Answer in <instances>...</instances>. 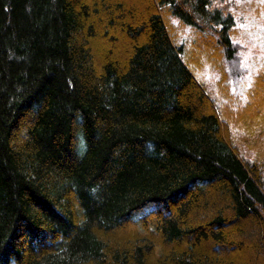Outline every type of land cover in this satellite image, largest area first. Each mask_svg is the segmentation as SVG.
<instances>
[{
	"label": "trees",
	"instance_id": "16d2710c",
	"mask_svg": "<svg viewBox=\"0 0 264 264\" xmlns=\"http://www.w3.org/2000/svg\"><path fill=\"white\" fill-rule=\"evenodd\" d=\"M172 18L240 80L219 0H0V264H264L260 162Z\"/></svg>",
	"mask_w": 264,
	"mask_h": 264
},
{
	"label": "rangeland",
	"instance_id": "374dc122",
	"mask_svg": "<svg viewBox=\"0 0 264 264\" xmlns=\"http://www.w3.org/2000/svg\"><path fill=\"white\" fill-rule=\"evenodd\" d=\"M219 4L234 14L233 39L240 45L241 67L246 70L237 83L227 81L228 90L219 82L217 65L223 63L218 59L222 56L219 49L210 48L193 28L177 18L170 20L169 31L175 43L183 44L184 61L205 86L223 126H229L230 139L237 145L239 155L250 162L259 161L264 178V101L259 106L254 97L257 75L264 70V0H219ZM126 226L129 231L136 229L133 224Z\"/></svg>",
	"mask_w": 264,
	"mask_h": 264
}]
</instances>
